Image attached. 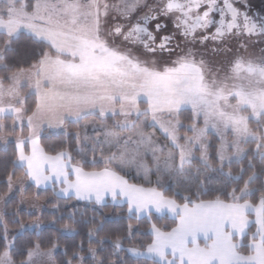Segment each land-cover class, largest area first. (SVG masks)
Returning <instances> with one entry per match:
<instances>
[{
	"label": "snow or ice",
	"instance_id": "snow-or-ice-1",
	"mask_svg": "<svg viewBox=\"0 0 264 264\" xmlns=\"http://www.w3.org/2000/svg\"><path fill=\"white\" fill-rule=\"evenodd\" d=\"M250 9L249 0H0V144L14 145L0 158V264H128V253L148 264H264V15ZM45 127L65 139L45 148ZM133 169L144 183L130 182ZM49 182L101 213H67L57 232L90 227L62 252L40 219L21 217L20 205L42 208ZM109 196L118 212L103 213ZM169 213L170 230L153 221Z\"/></svg>",
	"mask_w": 264,
	"mask_h": 264
},
{
	"label": "trees",
	"instance_id": "trees-1",
	"mask_svg": "<svg viewBox=\"0 0 264 264\" xmlns=\"http://www.w3.org/2000/svg\"><path fill=\"white\" fill-rule=\"evenodd\" d=\"M30 47H31V43L28 40L27 36L22 35L20 38V41H19V48L23 51V49L30 48ZM24 66H27V65H24ZM23 91H26V90H23ZM29 103H31V100L29 101ZM187 115H188V113L185 112L184 116L186 117ZM182 119H184V117H182ZM111 122H112V120L106 121L107 124L109 123L110 125H112ZM185 123H188V121L186 119H185ZM200 125H201V122H200ZM67 130L68 131H76L77 126L71 125L67 128ZM181 132L182 133L185 132V129H181ZM187 134H189V133H187ZM208 138L212 142L214 147L218 145V140L214 135L209 133ZM64 139H65V136L62 132H59V131L58 132L43 131L40 143L42 146L47 148L48 146L55 144V143H59L61 140H64ZM4 148L5 147L0 148V158H3L6 155H10L13 152L14 145L11 143L8 144L7 145V151H5ZM213 150H214V148H213ZM149 162H150V159L147 161V163H149ZM239 166L240 165L234 163L232 165V170L235 172L239 168ZM133 170H136V169H133ZM22 171H23L22 169H18L16 174L19 176L22 174ZM135 172L140 173L141 170L137 169V171H135ZM128 178L130 179V182H133V183H138V184L144 183V181L142 179L135 180L136 178L132 175L131 172L129 173ZM3 179H4V176L2 173H0V181H2ZM153 179H155V178L153 177ZM27 187H28V191H27L26 195L31 196L33 194V192L36 191V189L34 186H31V185H28ZM4 190L5 189H4L3 184L0 183V193H2ZM168 194L170 195L171 192H169ZM204 198L207 199L209 197H204ZM18 200H19V197L16 196V198L13 200V202L11 204H9V208L15 207ZM39 201H40V203H43L44 209L38 215L28 214L20 206L21 217L26 221L40 219L44 223V225H46V227L43 229V234L45 236H47L49 233H51L54 237H56L58 239V243L60 245V251L61 252L63 250V247L66 244H70L74 241L78 242L81 239H84L85 238L84 232H86L87 228L90 227V225L83 224V223L77 225V227L80 229V235L57 232L56 229L60 228L63 223L69 222L66 218L67 213L75 211L77 220H87L88 218H90L93 215H96L97 219H99L101 216L100 212H93V204L92 203L83 202V201L77 202L74 198L72 200H66L65 198H60V197L54 196L53 193L49 189L40 190ZM178 202H179V200H178ZM56 204L60 205L58 210L56 208H54V205H56ZM102 211H103V213L111 214L114 212H118L119 208L115 207L114 205L107 203V207H104ZM81 213H83L84 215L81 216ZM61 214H65V220L64 221L58 222L55 227L47 226L48 221L54 219L55 217H57ZM153 221L158 226L167 225L168 227L166 230H170L172 227L176 226V220L173 218H170L168 216H165V215L162 218H157L154 216ZM117 223H118V221H116V220L107 221L105 224L106 230L113 228ZM133 223H135V221H133ZM147 226H148L147 224H141V229H144ZM101 234L103 235V233H101ZM134 240L135 241H139V240L148 241V240H150V234L144 235V236L137 235L134 238ZM128 246H129L128 242H125V247H128ZM127 258H128V264H148L147 259L134 258L128 254H127Z\"/></svg>",
	"mask_w": 264,
	"mask_h": 264
},
{
	"label": "rangeland",
	"instance_id": "rangeland-1",
	"mask_svg": "<svg viewBox=\"0 0 264 264\" xmlns=\"http://www.w3.org/2000/svg\"><path fill=\"white\" fill-rule=\"evenodd\" d=\"M249 1H250L251 3H253V4H255V5H258V4H260V3H264V0H249ZM24 90H26V89H24ZM22 93H23V90H22ZM201 122H202V126H203V121L201 120ZM111 123H113V121H112ZM107 125H108L109 127L111 126L109 123H108ZM209 133L213 134V135L217 138V140L219 141V143H220V137H219L218 134L215 133L214 130H210ZM90 134H91V132H90ZM188 135H189V134H188ZM1 147H5V146H4L3 144H0V148H1ZM26 151H30V145H29V147L26 149ZM148 165H149V166H152V161H151V160H150V162L148 163ZM135 171H137V169H136V170H132L131 173H132V175L136 178L135 180H138L139 178H138L137 173H136ZM139 180H140V179H139ZM48 186H49V187H47V188H46V187L41 188V190L49 189V190L53 193L54 196H57V197H60V198H64L63 196H58V195L54 194V192H53V186H52L50 183H49ZM59 187H60L59 184L55 185V188H56L57 192H58V190H59ZM16 196L19 197V193H17ZM106 201H107V203L113 205V204H112V201H111V202H108V200H106ZM41 204L43 205V203H41ZM20 206H21V208L24 209L28 214H31V215H33V214L38 215V214L44 209V206H42V208L33 209V208H32L29 204H27V203H25V204H23V205H20ZM165 216H168V217H170V218H173L172 214H170V213H169V214H166ZM173 219L176 220V223L178 222V218H173ZM204 242H205V241H204L203 235L201 234V235L199 236V243L201 244V246H203ZM128 255L132 256L130 253H128ZM132 257H133V256H132ZM134 258H137V257H134ZM139 258H143V259H147V260H148L147 257H139ZM169 258H171V257H169Z\"/></svg>",
	"mask_w": 264,
	"mask_h": 264
},
{
	"label": "flooded vegetation",
	"instance_id": "flooded-vegetation-1",
	"mask_svg": "<svg viewBox=\"0 0 264 264\" xmlns=\"http://www.w3.org/2000/svg\"><path fill=\"white\" fill-rule=\"evenodd\" d=\"M250 5H251L250 11H251L252 15H256V14L264 15V3H260L258 5H255V4L250 2ZM232 43L235 44V41H233ZM228 46L231 47L232 44H229ZM237 47H238V45H237ZM260 48H264V43L258 44L256 46V51L258 52Z\"/></svg>",
	"mask_w": 264,
	"mask_h": 264
},
{
	"label": "crops",
	"instance_id": "crops-1",
	"mask_svg": "<svg viewBox=\"0 0 264 264\" xmlns=\"http://www.w3.org/2000/svg\"><path fill=\"white\" fill-rule=\"evenodd\" d=\"M201 122V121H200ZM201 126H202V122H201ZM43 131H50V132H58V129H56L55 127L53 128V129H49V128H47V127H45L44 128V130ZM185 131H186V129H185ZM189 133V135H191V133L190 132H188ZM211 134V133H210ZM213 135V134H212ZM230 138V137H229ZM218 145H219V141H218ZM50 184H51V182H49ZM47 187H49V186H47ZM46 187V188H47ZM41 188H44V186H41ZM106 200H108V202H111V197L109 196V197H106ZM83 202H88V201H83ZM107 202V201H106Z\"/></svg>",
	"mask_w": 264,
	"mask_h": 264
}]
</instances>
